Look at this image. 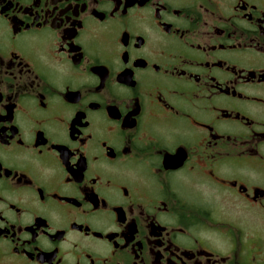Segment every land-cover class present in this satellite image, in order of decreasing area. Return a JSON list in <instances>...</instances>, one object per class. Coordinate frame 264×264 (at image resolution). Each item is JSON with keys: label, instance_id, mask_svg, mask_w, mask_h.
Segmentation results:
<instances>
[{"label": "flooded vegetation", "instance_id": "flooded-vegetation-1", "mask_svg": "<svg viewBox=\"0 0 264 264\" xmlns=\"http://www.w3.org/2000/svg\"><path fill=\"white\" fill-rule=\"evenodd\" d=\"M0 264H264V0H0Z\"/></svg>", "mask_w": 264, "mask_h": 264}]
</instances>
